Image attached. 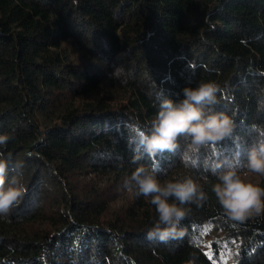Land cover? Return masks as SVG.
<instances>
[{
  "label": "trees",
  "instance_id": "1",
  "mask_svg": "<svg viewBox=\"0 0 264 264\" xmlns=\"http://www.w3.org/2000/svg\"><path fill=\"white\" fill-rule=\"evenodd\" d=\"M201 81L219 85L233 135L149 156L136 132ZM261 88L264 0H0V134L27 187L0 217V264H264V213L228 220L212 191L264 127ZM140 166L207 194L167 242L146 238L154 206L123 187Z\"/></svg>",
  "mask_w": 264,
  "mask_h": 264
},
{
  "label": "clouds",
  "instance_id": "2",
  "mask_svg": "<svg viewBox=\"0 0 264 264\" xmlns=\"http://www.w3.org/2000/svg\"><path fill=\"white\" fill-rule=\"evenodd\" d=\"M119 74L120 69H117L115 75ZM218 93L222 95L215 82L201 81L196 87H185L183 98L178 101L162 100L150 134L136 132L138 146L153 156L176 151L177 140L183 137L186 144L181 159L187 160L201 149L230 138L236 123L232 116L215 111V106L221 102ZM256 105L257 112L264 111V88L257 93ZM251 127L257 132V139L249 148L246 161L230 164L217 175L219 182L212 188L224 216L235 222H244L264 213V187L243 178L248 173L264 176V127L255 124ZM12 139L11 133L0 134V217H7L27 194V187L22 182L23 162L17 161L10 169L13 153L3 150ZM9 172L13 174L9 176ZM123 187L154 206L157 219L147 232L148 240L158 238L167 242L177 237L182 221L190 212L184 205L196 203L202 206L207 200V194L190 176L161 182L155 170L144 166L137 167L125 179Z\"/></svg>",
  "mask_w": 264,
  "mask_h": 264
},
{
  "label": "rangeland",
  "instance_id": "3",
  "mask_svg": "<svg viewBox=\"0 0 264 264\" xmlns=\"http://www.w3.org/2000/svg\"><path fill=\"white\" fill-rule=\"evenodd\" d=\"M244 179H246L248 182H253L254 177L251 174H247L246 176H244Z\"/></svg>",
  "mask_w": 264,
  "mask_h": 264
},
{
  "label": "snow or ice",
  "instance_id": "4",
  "mask_svg": "<svg viewBox=\"0 0 264 264\" xmlns=\"http://www.w3.org/2000/svg\"><path fill=\"white\" fill-rule=\"evenodd\" d=\"M236 255L238 256V255H239V253L237 252V253H236Z\"/></svg>",
  "mask_w": 264,
  "mask_h": 264
}]
</instances>
